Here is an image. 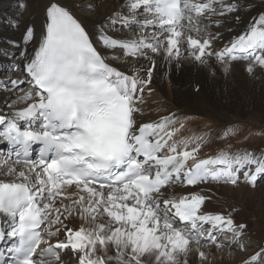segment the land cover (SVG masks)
Listing matches in <instances>:
<instances>
[{"label":"snow or ice","instance_id":"6c2138e0","mask_svg":"<svg viewBox=\"0 0 264 264\" xmlns=\"http://www.w3.org/2000/svg\"><path fill=\"white\" fill-rule=\"evenodd\" d=\"M246 6L239 0H127L101 22L97 40L101 48L148 59L143 76L111 66L60 0L45 8L42 38L26 26L20 41H2L8 47L0 48V92L28 90L10 95L5 107L13 111L0 113V142L15 155L0 179V256L7 254L0 264H65L62 253L75 264H145V257L153 264H181L178 257H184L187 264L193 245L220 246L224 234L243 238L245 224L204 209L210 195L164 198V190L237 185L241 177L254 186L264 178V153L220 151L200 158L209 138L174 140L183 128L174 114L139 124L137 115L145 90L152 91L154 57L178 62L184 43L201 66L215 56L221 63L247 61L249 74L264 71V11L220 51L212 48L219 34H191L200 31L201 17L209 20L205 27H218L214 17ZM115 28L140 35L115 37L109 34ZM74 220L82 222L78 228L69 227ZM247 264H264V247Z\"/></svg>","mask_w":264,"mask_h":264},{"label":"bare ground","instance_id":"6f19581e","mask_svg":"<svg viewBox=\"0 0 264 264\" xmlns=\"http://www.w3.org/2000/svg\"><path fill=\"white\" fill-rule=\"evenodd\" d=\"M0 2H2L0 4V38L2 40L20 41L26 26L34 27L37 40L42 38L46 25L45 8L49 0H0ZM60 2L67 5L76 19L87 27L99 51L105 55L111 66L125 71L127 74L144 75L145 70L150 66L148 59L136 60L127 56L122 49L113 51L101 48L97 40L98 26L108 16L120 12L127 0H105V2L97 3L90 12L81 10L82 4L79 0H60ZM230 2H235V0H230ZM18 3L26 5V7L17 10L18 13H23V20L17 16L5 15L8 5H17ZM239 3H246L247 6L237 13L213 18L220 21L218 27L204 28V23L208 25L209 20L202 17L203 21L200 20L199 26H203L204 30L191 34L200 38H206L209 34H219L216 36L212 48L220 51V47L231 43L239 35L245 33L254 18L264 11V3L261 0H239ZM144 15L141 12L140 16ZM109 34L119 38L140 35L135 29L121 33H112L111 31ZM7 47L8 45L0 43V48ZM32 47L33 45H29V51L32 50ZM154 59L155 70L150 85L152 91L149 93L146 89L144 92V103L141 105L143 112L141 115H137L139 120H156L169 114H174L179 122L184 120L185 125L180 128L179 137L192 139L205 136L209 138V143L203 146L199 153L200 158L206 155H216L220 151L243 152L248 150L255 152L258 156L264 153V71L257 69L253 74H249L245 70L247 61L237 60L221 63L215 56L211 57L207 64L201 66L190 55L186 43L181 47L178 62L175 59L167 61L159 55H156ZM219 66L220 69H218ZM225 67H228L229 70L225 71ZM16 75L18 73H11L13 77ZM2 86L0 84V87ZM25 92L17 94L15 98L23 96ZM10 95L13 94L0 92V113L5 115L13 111L5 107ZM11 103H16V99H12ZM24 106V103L19 105V107ZM2 156L0 179H5L3 173L13 165L14 160L10 159L5 151ZM260 187L244 182H238L237 185L213 182L194 188H182L180 185H176L164 190V198L173 195L180 196L191 191L196 194L210 195L211 199L204 205L206 211L224 212L232 215L236 223L245 224L247 215L240 202H247L248 197L256 194ZM261 217L262 220L256 224L257 229L252 234L262 235L264 233V217ZM81 223L80 220H74L69 224V227L78 228ZM245 225L244 233L248 228V224ZM249 237L248 239H250ZM242 240H245L244 236ZM242 242L231 244L230 248L236 249ZM253 246L254 249L241 253V258L235 259L230 257L223 248L214 246L203 248L200 245H193V250L186 257V261L187 264H236L234 262L247 264L248 258L260 247H264V240L255 239ZM201 250L205 253L203 259L198 256V252ZM63 257L65 264H75L74 258L69 253H65ZM178 259L183 264L185 258L178 257ZM145 262L153 264L151 258L148 257H145Z\"/></svg>","mask_w":264,"mask_h":264},{"label":"rangeland","instance_id":"374dc122","mask_svg":"<svg viewBox=\"0 0 264 264\" xmlns=\"http://www.w3.org/2000/svg\"><path fill=\"white\" fill-rule=\"evenodd\" d=\"M79 1H81V4H82L81 10L82 11H86L87 10L88 12L92 11V9L94 8V6L97 3H99V2H105V0H79ZM1 3L2 2H0V4ZM12 10H14V11H12ZM17 10H18L17 5H11V6L8 5L6 7V10H5V15L7 14V15H10V16H17V18L23 20L24 19V15H22L23 13L20 14V13L17 12ZM141 18H143V17L141 16ZM0 22H1V20H0ZM124 30H122L120 28H115V29H111L110 32L112 31V33L113 32H115V33H117V32L118 33H121V32H126L127 29H124ZM0 40H1L0 41V43H1L3 40H2V38H0ZM116 50L118 51V50H121V49L120 48H117V49H115L113 51H116ZM220 68L221 67L219 66L218 69H220ZM27 90L28 89L26 88L23 91H27ZM23 91H17L16 93L13 94V96L16 97L17 94L22 93ZM216 113L218 114V111H216ZM2 159L3 158H2V155H1L0 156V161ZM263 184H264V181L261 182V179L258 180L255 185H258V186H261V187L257 191V193L254 194L251 197H248V199L246 200L247 202H242V201L240 202L241 207L245 210L246 215H247L246 218H245V224L246 223L248 224V228H247L246 232L243 234L245 240H243V242H242V244L247 245V250L246 251H250V250L254 249L253 243H254V240L255 239L261 238V239L264 240V233H262V235L252 234V232L257 229V225L256 224H258L262 220V217L261 216L264 217V185ZM250 234H251V236L249 237ZM248 237L250 239H248ZM239 250L233 249V250H231V251H233V253H229V251H227V252H228V255L230 257H234L235 259H238V258H241V255L240 254L243 253V252H245V250H243V251H241V249H239ZM234 263L237 264L238 262H234ZM229 264H231V263H229Z\"/></svg>","mask_w":264,"mask_h":264}]
</instances>
